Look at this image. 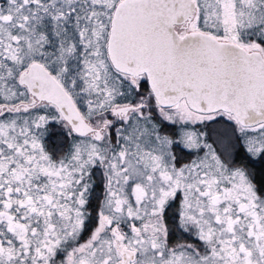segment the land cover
<instances>
[{
    "label": "snow or ice",
    "instance_id": "6c2138e0",
    "mask_svg": "<svg viewBox=\"0 0 264 264\" xmlns=\"http://www.w3.org/2000/svg\"><path fill=\"white\" fill-rule=\"evenodd\" d=\"M0 264H264V0H0Z\"/></svg>",
    "mask_w": 264,
    "mask_h": 264
}]
</instances>
